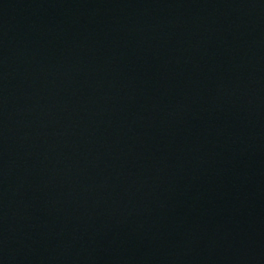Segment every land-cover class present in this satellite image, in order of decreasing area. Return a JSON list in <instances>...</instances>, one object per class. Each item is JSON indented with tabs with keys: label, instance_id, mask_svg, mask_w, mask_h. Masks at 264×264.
I'll return each mask as SVG.
<instances>
[{
	"label": "water",
	"instance_id": "water-1",
	"mask_svg": "<svg viewBox=\"0 0 264 264\" xmlns=\"http://www.w3.org/2000/svg\"><path fill=\"white\" fill-rule=\"evenodd\" d=\"M0 264H264V0H0Z\"/></svg>",
	"mask_w": 264,
	"mask_h": 264
}]
</instances>
